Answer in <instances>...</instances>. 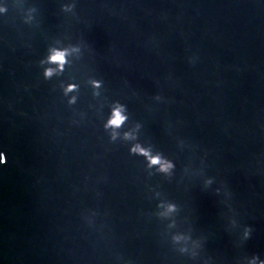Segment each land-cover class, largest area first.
<instances>
[{
	"label": "water",
	"instance_id": "1",
	"mask_svg": "<svg viewBox=\"0 0 264 264\" xmlns=\"http://www.w3.org/2000/svg\"><path fill=\"white\" fill-rule=\"evenodd\" d=\"M0 156V264H264V0H0Z\"/></svg>",
	"mask_w": 264,
	"mask_h": 264
},
{
	"label": "clouds",
	"instance_id": "2",
	"mask_svg": "<svg viewBox=\"0 0 264 264\" xmlns=\"http://www.w3.org/2000/svg\"><path fill=\"white\" fill-rule=\"evenodd\" d=\"M61 57L59 55L55 56L54 59L59 60ZM123 117H120L119 115H117L116 119L114 121H112V123L114 124H119L122 121ZM4 161L2 159V156H0V164H3Z\"/></svg>",
	"mask_w": 264,
	"mask_h": 264
}]
</instances>
